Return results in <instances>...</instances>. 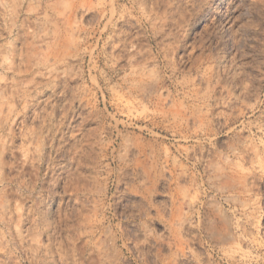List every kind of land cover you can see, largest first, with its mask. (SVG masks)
Returning <instances> with one entry per match:
<instances>
[{
  "label": "rangeland",
  "instance_id": "1",
  "mask_svg": "<svg viewBox=\"0 0 264 264\" xmlns=\"http://www.w3.org/2000/svg\"><path fill=\"white\" fill-rule=\"evenodd\" d=\"M0 264H264V0H0Z\"/></svg>",
  "mask_w": 264,
  "mask_h": 264
}]
</instances>
